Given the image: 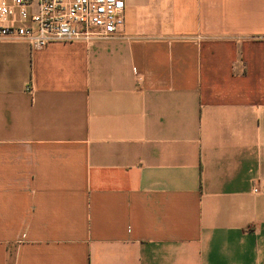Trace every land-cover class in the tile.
I'll return each instance as SVG.
<instances>
[{
  "label": "crops",
  "instance_id": "crops-1",
  "mask_svg": "<svg viewBox=\"0 0 264 264\" xmlns=\"http://www.w3.org/2000/svg\"><path fill=\"white\" fill-rule=\"evenodd\" d=\"M124 2L0 39V264H264V0Z\"/></svg>",
  "mask_w": 264,
  "mask_h": 264
},
{
  "label": "built area",
  "instance_id": "built-area-1",
  "mask_svg": "<svg viewBox=\"0 0 264 264\" xmlns=\"http://www.w3.org/2000/svg\"><path fill=\"white\" fill-rule=\"evenodd\" d=\"M0 39L33 50L53 43L109 38L124 31V0H0Z\"/></svg>",
  "mask_w": 264,
  "mask_h": 264
}]
</instances>
